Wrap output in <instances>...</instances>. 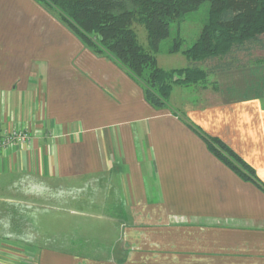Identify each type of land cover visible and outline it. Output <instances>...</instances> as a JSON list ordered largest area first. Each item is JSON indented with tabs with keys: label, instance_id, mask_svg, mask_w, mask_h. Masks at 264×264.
Wrapping results in <instances>:
<instances>
[{
	"label": "crops",
	"instance_id": "0c3cea01",
	"mask_svg": "<svg viewBox=\"0 0 264 264\" xmlns=\"http://www.w3.org/2000/svg\"><path fill=\"white\" fill-rule=\"evenodd\" d=\"M207 79L155 108L39 2L0 0V137L27 130L0 154V264H264V190L182 120L264 183V64Z\"/></svg>",
	"mask_w": 264,
	"mask_h": 264
},
{
	"label": "trees",
	"instance_id": "16d2710c",
	"mask_svg": "<svg viewBox=\"0 0 264 264\" xmlns=\"http://www.w3.org/2000/svg\"><path fill=\"white\" fill-rule=\"evenodd\" d=\"M64 23L89 49L122 68L141 85L149 104L169 108L173 87L200 85L210 74L232 70L264 58L240 62L261 49L264 37V0H36ZM209 4L208 17L192 46L184 49L177 36L169 52L181 53L189 61L184 69L164 70L156 55L172 35V25ZM134 25L146 31L142 44ZM262 43V44H259ZM264 45V44H263ZM207 144L208 149L244 180L264 190L256 172L225 143L209 136L182 117Z\"/></svg>",
	"mask_w": 264,
	"mask_h": 264
},
{
	"label": "rangeland",
	"instance_id": "374dc122",
	"mask_svg": "<svg viewBox=\"0 0 264 264\" xmlns=\"http://www.w3.org/2000/svg\"><path fill=\"white\" fill-rule=\"evenodd\" d=\"M208 10H209V4L205 3L203 4L200 9L197 12H193L185 17V22L181 24H173L172 25V35L171 37L166 40L162 46L160 52L165 53V51L169 50L170 47L174 43V39L177 36H180L181 38L184 39V47H190L193 45V43L197 40L199 37L201 30L205 24V21L208 17ZM134 30L136 31L139 40L141 41L142 44H146V31L145 29L140 26V25H134L133 26ZM256 58H264V51L261 53H254L252 57H247V55H240L239 60L240 62H248V61H254ZM170 59V58H169ZM167 56H162L160 59V66L162 68L168 66L167 61H169ZM179 57L177 58V61H175L177 68L180 66H183V62L180 63ZM210 84L209 80L207 79L203 83H199L201 85H206Z\"/></svg>",
	"mask_w": 264,
	"mask_h": 264
},
{
	"label": "built area",
	"instance_id": "2783aa9c",
	"mask_svg": "<svg viewBox=\"0 0 264 264\" xmlns=\"http://www.w3.org/2000/svg\"><path fill=\"white\" fill-rule=\"evenodd\" d=\"M24 129H11L0 137V154L8 147L14 146L16 143L24 142L27 139Z\"/></svg>",
	"mask_w": 264,
	"mask_h": 264
}]
</instances>
